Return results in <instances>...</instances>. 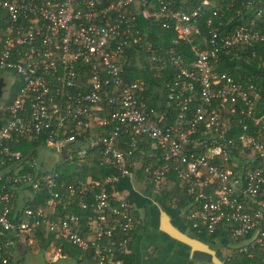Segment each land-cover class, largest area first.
<instances>
[{"label": "built area", "instance_id": "1", "mask_svg": "<svg viewBox=\"0 0 264 264\" xmlns=\"http://www.w3.org/2000/svg\"><path fill=\"white\" fill-rule=\"evenodd\" d=\"M134 1L0 0V79L4 73L17 77L11 102L0 105V264H23L18 251L41 230L47 240L52 237L50 247L63 241L92 264H123L118 256L128 253L138 219L133 205L117 197L115 185L131 176L135 152L146 160L143 173L156 192L171 174L180 180L171 202L176 207L185 190L191 200L182 214L193 230L228 233L236 242L232 255L264 251V112L253 114L260 94L240 75L217 70L224 58L256 57L259 46L264 55V34L231 26L227 12L235 0L221 6L204 0V7L192 10L173 0H140L149 6L142 18L171 30L173 45L189 46L187 57L175 47L156 58L160 69L167 66L175 76L170 94L175 113L166 124L167 112L146 108L140 85L125 81L117 61L131 33L132 13L124 9ZM244 8L249 17H264V0ZM213 101L226 113L220 115ZM104 104L115 108L107 117L97 115ZM91 125L111 132L93 139ZM121 134L130 137L126 151L115 148ZM78 135L87 137L77 157L98 144L100 165L118 175L74 186L56 169L37 168L30 152L16 149L38 140L63 152ZM63 154L72 160L69 148ZM21 190L44 193L42 206L17 205ZM74 196L82 198V210L93 213L85 223L63 214ZM117 232L123 237L116 242Z\"/></svg>", "mask_w": 264, "mask_h": 264}, {"label": "trees", "instance_id": "2", "mask_svg": "<svg viewBox=\"0 0 264 264\" xmlns=\"http://www.w3.org/2000/svg\"><path fill=\"white\" fill-rule=\"evenodd\" d=\"M168 0H164L166 3ZM204 0H173L174 6L185 4L189 7V10L196 9L199 6H202ZM209 3L216 4L221 6L222 4L230 3V0H208ZM247 2H250L253 6L257 5V0H235L234 7L227 12V18L233 17L231 26L235 27L237 25L244 26L247 29H250L253 32L264 34V17H256L252 19L249 17L250 9H246ZM155 3V2H154ZM208 6V7H211ZM155 6V4H154ZM205 6V5H204ZM202 6V7H204ZM263 6V5H261ZM146 7L140 0L134 1L133 4L127 6L124 9V12H131L132 15L129 17L130 21V39L127 48L125 49L124 54L117 60L122 65L123 78L126 82H137L141 87V95L139 96L142 102L145 104L147 109H154L160 112H167L164 123H170L172 117L175 113V107L170 102L171 94V85L172 80L174 79V72L171 68L165 67L160 69V64L156 61V58L165 57V53L169 48H175L185 57L189 56V46L179 44L173 45L171 39L173 38V33L171 30H166L161 27V23L146 20L142 18L141 12ZM240 11V15L237 11ZM254 21V22H252ZM203 21H201L202 23ZM262 47H257V55L249 56L243 54V60H228L224 58L222 62L217 66L218 72L231 71L233 76L237 78L239 75L241 78H244L247 82L254 85V87L259 91L260 99L257 101V109L254 111V115L258 116L264 112V69L260 64L264 60V55L261 54ZM154 58V60H152ZM260 63V64H259ZM17 80L16 75L12 74ZM81 76L85 79L88 74L86 71H82ZM1 83L4 84V81L0 79ZM5 84L0 88V91L3 90ZM17 86H12L10 88V99L0 102V105H8L11 102V98L14 96V92ZM2 95V93H1ZM0 95V97H1ZM212 105H215L217 112L220 115L225 114L226 112L219 107V101H213ZM115 108L104 104L103 113H97V115L109 116ZM236 116H231V119L235 122ZM90 137L93 139L98 138L99 136L109 135L111 132L110 128H101L95 125H91ZM239 131V129H238ZM86 135H78L77 142L72 145L70 152L72 154L73 165H59L56 167L61 175L62 180L65 183L73 184L74 186L84 183L87 178L91 180H101L109 175H118L114 169L110 167H102L100 165V145L96 144L91 147L88 146L86 149V155L83 158H78L76 153L80 149V144L86 143ZM130 142V137L125 134H121L120 138L115 144V148L121 151H126V143ZM42 147V143L38 140L24 143L20 146H17L16 149L20 150L22 153L26 154L34 152L35 148ZM79 147V148H78ZM134 156L137 158L136 165L129 167V171L136 175V178L139 181L148 183V177L143 173V166L146 164V160L139 152H135ZM177 180L173 174L170 175L166 185L160 186V192L164 199L171 201V199L177 196L176 190L177 186L175 183ZM170 184V187H169ZM176 186V187H175ZM169 187V189H168ZM115 189L117 186L115 185ZM112 190H110L111 192ZM19 194V193H18ZM17 194V196H18ZM179 201L177 202L176 209L180 210L185 208L189 202L190 197L187 196L185 190L179 192ZM44 193H38L39 200L37 201V206L41 207L44 200ZM82 198L79 196H74L72 202L67 209L63 211V214H75L79 216L81 223H85L87 218L92 216V212L89 210H82L79 206ZM89 203V199L87 200ZM16 204V202H14ZM261 228L264 229V224L261 225ZM225 232L218 229L215 233L208 236L209 239H215L219 236H222ZM205 235V234H204ZM224 236V235H223ZM227 238L230 237L228 233L225 235ZM123 237L121 232H117L115 235L116 242ZM34 239L40 240L43 243L49 245V241L52 240L51 236H48V240L44 237L43 230L39 234L34 236ZM60 245V247H58ZM54 248L62 250L65 253L77 258V264H92L91 260L88 257H85L78 250L68 245L66 242L57 241L54 243ZM127 255V254H126ZM121 256L118 258L123 260V264H129L131 256ZM264 261V251L260 249H255L251 252V256L248 253H238L234 252L233 255L225 259V264H262Z\"/></svg>", "mask_w": 264, "mask_h": 264}, {"label": "crops", "instance_id": "3", "mask_svg": "<svg viewBox=\"0 0 264 264\" xmlns=\"http://www.w3.org/2000/svg\"><path fill=\"white\" fill-rule=\"evenodd\" d=\"M71 147H68L69 151ZM51 151L61 153L63 158L65 157L64 151L58 152L53 149ZM32 154L35 158V150ZM88 179L90 178L86 180ZM116 186L117 197L122 194L123 196L120 197L133 205L138 219V225L130 234L127 247V255L131 256L132 260L129 264H209L196 257V254L201 251V244L207 245L222 258L223 262L232 255L231 252L236 247L235 240L231 237L227 238L226 233L223 234L224 236L209 239L207 235L196 232L184 218L183 209L177 210L171 201L156 193L149 183L139 181L134 173L131 172V176L121 178ZM32 196L29 191H19L17 205L28 204L38 207L36 205L39 200L38 194ZM172 228L187 236L191 243L177 241L169 233V229ZM25 250L24 247L22 252L20 251L21 258Z\"/></svg>", "mask_w": 264, "mask_h": 264}, {"label": "rangeland", "instance_id": "4", "mask_svg": "<svg viewBox=\"0 0 264 264\" xmlns=\"http://www.w3.org/2000/svg\"><path fill=\"white\" fill-rule=\"evenodd\" d=\"M256 17L252 16V19ZM4 79L5 87L1 91L2 95L0 97V102L5 101L7 96L11 93V83L15 80L14 76L9 73H4L1 75ZM35 162L37 168L41 170H52L56 169L57 165H67L72 166L73 160L69 158H63L61 153L52 152L51 149L45 147L35 148ZM176 186L180 184V180L177 179ZM170 186V184H169ZM175 186V187H176ZM169 189V187H168ZM123 196L118 195V198ZM25 254L21 258L23 264H77V258L65 253L62 250L57 251L54 247H50L48 244L38 241L37 239H27L25 245ZM55 249V250H54ZM22 252V251H21ZM18 255L21 256L18 251Z\"/></svg>", "mask_w": 264, "mask_h": 264}, {"label": "water", "instance_id": "5", "mask_svg": "<svg viewBox=\"0 0 264 264\" xmlns=\"http://www.w3.org/2000/svg\"><path fill=\"white\" fill-rule=\"evenodd\" d=\"M4 84L1 83L0 88L3 86ZM0 95H1V91H0ZM68 148V146H64L63 148H61L62 151L66 150ZM56 151V150H53ZM158 193V192H156ZM160 196L161 193H158ZM187 209V207H185L182 211H185ZM179 213V211H177ZM181 213V211H180ZM169 233L170 235H172L177 241L179 242H184V243H191V240L183 235L182 233L178 232L176 229L172 228L169 229ZM201 251L198 252L196 254V257L199 258L201 261L205 262V263H209V264H225V262H223L222 258L220 256H217L212 250H210L207 245L205 244H201Z\"/></svg>", "mask_w": 264, "mask_h": 264}]
</instances>
